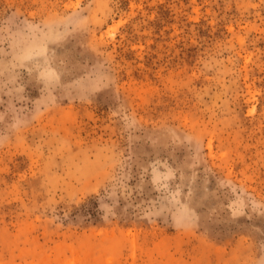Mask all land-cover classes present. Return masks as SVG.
I'll use <instances>...</instances> for the list:
<instances>
[{
    "label": "rangeland",
    "instance_id": "374dc122",
    "mask_svg": "<svg viewBox=\"0 0 264 264\" xmlns=\"http://www.w3.org/2000/svg\"><path fill=\"white\" fill-rule=\"evenodd\" d=\"M0 264H264V0H0Z\"/></svg>",
    "mask_w": 264,
    "mask_h": 264
}]
</instances>
